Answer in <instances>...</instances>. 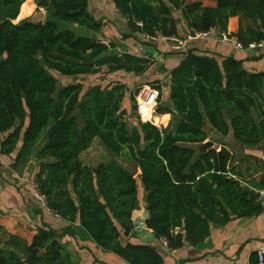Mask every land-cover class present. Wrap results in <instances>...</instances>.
<instances>
[{"label": "trees", "instance_id": "trees-1", "mask_svg": "<svg viewBox=\"0 0 264 264\" xmlns=\"http://www.w3.org/2000/svg\"><path fill=\"white\" fill-rule=\"evenodd\" d=\"M25 1L0 0V156L14 154V169L37 161L34 182L48 210L69 225L78 221L102 252L126 264H163L164 251L203 243L211 225L262 214V201L249 199L240 184L264 198V171L255 181L245 179L222 139L231 137L245 148L264 141V72H248L244 60L232 56L218 59L200 53L192 41L169 72L165 101L159 81L142 87L157 92L155 113L169 115L171 121L166 127L142 122L135 105L142 88H134L129 100L136 121L129 127L130 114L122 109L124 84L85 88L76 81L79 76L95 77L101 69L117 73L118 80L122 72L140 77L154 61L129 53L108 55L113 43L76 36L52 21L98 33L102 22L88 13V0H35L47 19L14 23ZM188 1L111 4L113 15L125 20L124 40L153 48L157 42L148 41L152 38L183 39L178 16L190 35L214 29L227 33L228 21L238 18L237 31L227 33L230 38L243 48L264 40V0H205L212 7ZM88 61L92 64H82ZM54 72L74 82L57 88ZM152 115L148 111L146 118ZM207 127L217 138L211 139L212 149L200 153L198 147L209 139ZM95 139L115 158L90 168L80 156ZM139 186L148 214L145 226L156 244L127 240L140 210ZM63 233L74 232L68 228ZM4 238L0 264H73L50 228H39L29 244L16 236ZM157 242L165 249L158 250ZM248 264L264 261L259 263L253 252Z\"/></svg>", "mask_w": 264, "mask_h": 264}, {"label": "crops", "instance_id": "crops-1", "mask_svg": "<svg viewBox=\"0 0 264 264\" xmlns=\"http://www.w3.org/2000/svg\"><path fill=\"white\" fill-rule=\"evenodd\" d=\"M195 1L202 2L203 6H214L213 3L205 0H189L188 2ZM27 2L28 0L23 5ZM22 6L14 23L30 19L35 13L40 11L35 5V0H31L29 3V7L33 8L29 13L22 14ZM113 12L111 0H88V13L96 20L102 22V28L98 33H94V31L86 27L62 23L56 20L52 21L57 24L60 30L76 32L78 34L74 33L76 36L80 35L79 37H83L87 35L85 38L96 37L99 42H104L108 45L113 43L114 49H109L108 55L129 53L154 61V65L140 77L122 72L119 73L121 80H118L117 73L107 74L105 69H101V72L95 77L79 76L76 81L85 88L95 85L104 88L114 82L124 84L126 92L122 101V109L130 114V92L134 88L144 87L146 83L155 80L159 81L164 94L163 100L167 99L170 89L169 72L180 61L181 56L179 53L183 49L179 51L171 50L158 39L155 41L157 43H153L157 57L154 59L148 57L143 50L145 45L139 44L131 38L124 40L123 34L126 32L125 20L116 18ZM114 14L116 13L114 12ZM46 19L47 16L45 14L43 22ZM176 19H178V36L185 39L189 35V30L179 16ZM237 28L238 19L231 18L228 21L227 33L229 35L233 34L237 31ZM219 36L220 32L218 30H211L206 39L193 41L196 43L194 48L200 53L216 56L218 59L229 56L242 59L244 60L243 68L248 72H264V51L239 50L231 43H223ZM189 43L191 42H188L186 47ZM164 53H168L169 56H164ZM155 116V124L158 127H166L169 120L171 121L170 117L166 115L155 114ZM207 133L209 134V139L217 138L211 129ZM222 141L229 144L231 151L235 155L234 167L236 171L243 173L245 179L249 181L257 180L259 174L264 171V167L261 166V163H264V141L262 140L258 145L251 148H245L232 142L231 137H227L225 140L222 139ZM89 150L86 152H89ZM86 152L80 156L82 163ZM14 156V154L0 156V242L5 241L4 237L16 236L29 244L39 228H50L57 232L58 242L70 253L73 264H126L118 257L102 252L81 229L78 221L73 225H69L58 218V216H55L44 205L39 204L35 199L36 189L34 184H32L37 172V161L32 159L29 164L14 169L10 166ZM254 159L256 163H254ZM86 166L89 167L88 165ZM139 198V211L143 210L145 212L144 193L140 186ZM259 201H262L263 212L258 217L232 219L224 226L211 225L209 235L203 243L196 246L187 245L177 251H164L163 264H248L251 253L257 252L264 246V198L262 197ZM68 228L72 229L74 233H63ZM3 233H5V236L2 235ZM127 240L132 244L139 243L136 239L130 238ZM1 247L0 249H3L4 245ZM156 248L158 250L165 249L158 242Z\"/></svg>", "mask_w": 264, "mask_h": 264}, {"label": "built area", "instance_id": "built-area-1", "mask_svg": "<svg viewBox=\"0 0 264 264\" xmlns=\"http://www.w3.org/2000/svg\"><path fill=\"white\" fill-rule=\"evenodd\" d=\"M140 26V24H138ZM208 37V33H195L194 35H188L185 39H178L175 37H160L159 40L166 44L171 50L179 51L186 47L188 42L201 41ZM220 40L223 43H231L239 50L245 51H264V40L259 43H251L247 48H243L239 43H237L233 38H230L227 33H220ZM150 41H156L157 38L149 39ZM103 45H108L107 43L101 42ZM158 94L156 91L150 88H142L136 96V113L142 122H149L153 125L155 124L156 116L152 112V109L156 106ZM150 112L154 115L153 120H148L146 118V113ZM35 199L41 204L44 203L45 199L43 196L36 194ZM165 246V244H164ZM257 258L259 263L264 261V246H262L257 252Z\"/></svg>", "mask_w": 264, "mask_h": 264}, {"label": "water", "instance_id": "water-1", "mask_svg": "<svg viewBox=\"0 0 264 264\" xmlns=\"http://www.w3.org/2000/svg\"><path fill=\"white\" fill-rule=\"evenodd\" d=\"M44 15H45V12L40 10L37 13H35L32 18H30V21L34 24L41 23L44 20ZM143 50H144L145 55H147L148 57L152 59L157 57V53L154 51V48H152L151 46H145ZM82 64L91 65L92 61L84 62ZM213 147H214L213 142L206 141L205 143H203L202 145L198 147V151L200 153H204L207 150L212 149ZM240 187H241L243 194L247 195L249 199L260 200L263 197L262 193H260L259 191H256L255 189L250 188L246 184L241 183ZM147 218H148V214L144 212L142 214V217H137L136 219H134L133 230L130 234V237L132 239L138 240V242L141 244L152 245L155 242V237L152 235V233L148 229H146L144 222L147 220Z\"/></svg>", "mask_w": 264, "mask_h": 264}, {"label": "rangeland", "instance_id": "rangeland-1", "mask_svg": "<svg viewBox=\"0 0 264 264\" xmlns=\"http://www.w3.org/2000/svg\"><path fill=\"white\" fill-rule=\"evenodd\" d=\"M31 0H28V2L22 6V9H21V13L22 14H25V13H29L31 12V10L33 8H30L29 7V3H30ZM238 19V18H237ZM58 21V20H57ZM60 22V21H58ZM75 34H77L76 32H74ZM78 35V34H77ZM80 36V35H79ZM84 38L87 37L86 36H83ZM54 76L56 77V80L58 82L57 84V88H60L62 86H65V85H68L70 82H74V80H69V79H72V78H67V77H64V76H59L57 75L56 72H54ZM141 88L143 86H140ZM145 87V86H144ZM157 103H158V98L156 100V106H157ZM156 106L152 109V112L154 114L155 113V110H156ZM166 116H169V115H166ZM170 117V116H169ZM171 119V118H170ZM135 121V117L133 116V114L131 113L129 118L127 119V123L129 125V127H131V124ZM169 123V122H168ZM168 125V124H167ZM156 126V125H155ZM158 127V126H157ZM210 129L207 128V132L209 131ZM209 135V134H208ZM211 139L207 140V141H210ZM212 142V141H211ZM112 158H115L113 155H111L110 153H108V151L101 145L100 141L98 139H95L92 143V146L90 147V150L89 152H86V154L83 156V163L88 165L89 167H94L95 165L97 164H100L102 162H104L105 160H109V159H112ZM116 159H118L119 161L122 162V157H116ZM125 164L127 165V163L125 162ZM129 165V164H128ZM131 169V168H130ZM139 174V171L135 170V175L137 176ZM35 178V177H34ZM32 184H34V188L36 189V185H35V182H33ZM32 184H31V187H32ZM33 188V187H32ZM36 194H38L37 190H36ZM140 199V198H139ZM140 203V201H139ZM40 204V203H39ZM42 205L45 206V201L44 203H41ZM143 210L141 211H138L136 213V218L137 217H142V213ZM123 240V243H125L127 240L126 239H122ZM2 245H0L1 247ZM2 248V247H1ZM20 256L22 257V255L20 254Z\"/></svg>", "mask_w": 264, "mask_h": 264}, {"label": "bare ground", "instance_id": "bare-ground-1", "mask_svg": "<svg viewBox=\"0 0 264 264\" xmlns=\"http://www.w3.org/2000/svg\"><path fill=\"white\" fill-rule=\"evenodd\" d=\"M160 41V40H159ZM161 42V41H160ZM163 43V42H162ZM154 119V115H152V117H151V120H153Z\"/></svg>", "mask_w": 264, "mask_h": 264}, {"label": "clouds", "instance_id": "clouds-1", "mask_svg": "<svg viewBox=\"0 0 264 264\" xmlns=\"http://www.w3.org/2000/svg\"><path fill=\"white\" fill-rule=\"evenodd\" d=\"M178 39H180V38H178ZM148 41H150V40H148ZM136 105V104H135ZM145 223V222H144ZM147 229V228H146ZM164 246V245H163Z\"/></svg>", "mask_w": 264, "mask_h": 264}]
</instances>
